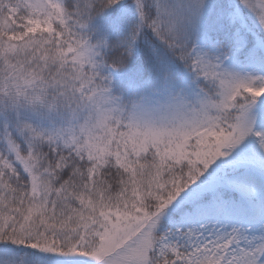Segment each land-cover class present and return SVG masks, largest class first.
<instances>
[{
	"label": "snow or ice",
	"instance_id": "snow-or-ice-1",
	"mask_svg": "<svg viewBox=\"0 0 264 264\" xmlns=\"http://www.w3.org/2000/svg\"><path fill=\"white\" fill-rule=\"evenodd\" d=\"M0 264H264V0H0Z\"/></svg>",
	"mask_w": 264,
	"mask_h": 264
}]
</instances>
